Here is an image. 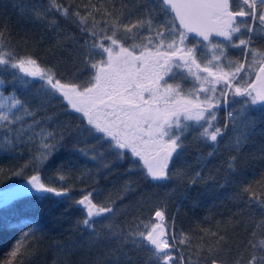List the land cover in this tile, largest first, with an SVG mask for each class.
Masks as SVG:
<instances>
[{
  "label": "snow or ice",
  "instance_id": "obj_1",
  "mask_svg": "<svg viewBox=\"0 0 264 264\" xmlns=\"http://www.w3.org/2000/svg\"><path fill=\"white\" fill-rule=\"evenodd\" d=\"M137 2L144 7L127 19L114 5L111 10L103 9L105 18L96 15L102 11L97 5L83 14L60 0H47L46 6L36 7V18L47 19L53 30L59 31L58 15L83 35L82 41L70 34L57 39L58 46L67 39L78 45L83 77L74 74L63 79L52 68L41 66L33 55H19L5 35L7 28L0 29V74L10 73L13 84L26 91L38 80L35 95L59 100L66 112L80 114L73 135L75 150L101 168L126 163L123 194L134 192L139 181L160 187L177 175L169 173V164L174 155L177 159L183 155L189 132L195 131L214 152L227 139L225 133L231 125L229 147L239 152L257 123L251 116L254 106L259 105L256 110L264 115V51L256 46L258 38L264 41V0ZM157 9L163 13L160 19ZM229 49H239V58H233ZM4 84L0 78V85ZM222 108L227 119L221 126L217 116ZM37 111L15 91L5 95L0 87V150L11 151L20 144L37 146L30 161L11 172L23 176L30 169L32 174L26 176V184L4 193L0 209L22 197H57L74 203L84 213L79 224L87 233V247L99 251L95 264H122L130 259L129 250L144 253V264H199L192 256H199L205 248L210 264H241V258H227L231 249L226 247L225 236L216 232L212 233L216 237L213 243L197 245L186 259L180 246L191 249V237L184 232L177 235L174 221L166 223V206L154 209L147 222L134 217L131 223H120L116 217L122 209H114L110 198L96 201L92 191L82 190L80 198L73 200L70 186L45 183L41 170L64 146L65 135L72 133L48 130L36 118ZM44 120L51 122L52 117ZM236 169L237 156L232 155L227 171ZM58 176L65 180L63 174L58 172ZM203 180L197 171L189 182ZM256 183L264 189V177ZM233 199L242 202L241 210L258 208L264 216V192L258 193L251 184H242ZM22 223L26 230L0 264H24L34 252L30 245L38 228L35 223ZM254 223L257 229L264 227V219ZM250 235L245 245V250L251 249L247 264H264V239L255 240L256 231Z\"/></svg>",
  "mask_w": 264,
  "mask_h": 264
},
{
  "label": "trees",
  "instance_id": "obj_2",
  "mask_svg": "<svg viewBox=\"0 0 264 264\" xmlns=\"http://www.w3.org/2000/svg\"><path fill=\"white\" fill-rule=\"evenodd\" d=\"M65 6H71L82 14L91 7H101L111 10L113 5L117 11L122 10L125 19L134 17L144 3L137 0H60ZM155 3V0H147ZM38 5H47V0H0V29L7 28L5 35L19 55L31 54L37 58L41 66H47L57 72L63 79L73 75L83 77V64L79 55L78 45L72 39L63 40L57 45V39L70 34L75 40H83V35L70 21L57 15L59 31L49 27L47 19H37L35 9ZM163 13L157 9L156 17L160 19ZM51 17L49 16L48 19ZM124 35L123 32L120 33ZM256 46L264 51V41L259 38ZM239 49L229 51L233 58H239ZM80 69V71H77ZM5 80L3 88L5 95L15 91L22 99L29 102L32 109L37 111V119L48 130L62 131L66 134L63 147L54 154L42 170L45 183L54 187L70 186L73 200L79 199L84 192L92 191L93 199L104 201L110 198L115 203L114 209H122L117 215V222L131 223L132 218L140 217L146 222L153 216L154 209L166 206L165 221L173 224L179 235L184 232L190 235L193 247L184 248L187 257L196 252V246L213 243L216 232L226 238V247L231 249L227 258H241V264H247L251 249L245 250V245L256 231L255 240L264 239V227L257 229L255 222L264 219L258 208L242 209V202L233 197L240 190L242 184H251L258 193L264 189L256 183L264 177V115L254 106L251 116L256 119L255 129L248 140L240 147L239 152L229 147L232 128L229 125L225 133L227 139L218 144L213 152V146L198 138L195 131H191L184 138L183 155L177 159L173 157L169 165V173L177 172L173 178L161 182L162 186L139 181L134 192L123 194L122 189L128 179L127 164H113L110 168H101L95 161L83 156L75 150L73 135L78 129L80 121L78 113L65 111V105L59 100H42L35 95L40 81L34 80L35 87L30 86L26 91L17 84H13L10 73L0 74ZM27 79H31L30 77ZM240 99V98H237ZM51 116V122L44 120ZM227 119V113L222 108L217 116V122L222 126ZM30 122V121H29ZM97 150L101 146L90 140ZM82 146V145H80ZM31 144H20L11 151L0 150V192L14 189L26 183V176L31 175L30 169H25V175H11L13 170L23 167L36 152ZM213 152L212 156H208ZM237 156V169L233 173L227 171V161L230 156ZM203 158V159H201ZM199 171L203 181L191 184L189 181ZM58 172L65 176L60 181ZM208 177H212L209 179ZM227 177V183H225ZM224 184L223 187L220 185ZM121 196L123 198H121ZM84 213L71 202H64L63 198L50 197L47 200L22 197L7 209H0V260H3L13 243L26 230L22 222L35 223L38 228L36 236L30 246L34 245V252L24 261V264H95L98 250L90 251L87 247V233L83 231L79 221ZM251 217V218H250ZM14 225V227H10ZM203 238V239H201ZM243 242V243H242ZM114 247V245H112ZM127 261L122 264H144L145 254L129 250ZM199 264H210V257L206 248L199 256H192Z\"/></svg>",
  "mask_w": 264,
  "mask_h": 264
},
{
  "label": "rangeland",
  "instance_id": "obj_3",
  "mask_svg": "<svg viewBox=\"0 0 264 264\" xmlns=\"http://www.w3.org/2000/svg\"><path fill=\"white\" fill-rule=\"evenodd\" d=\"M237 49H229V51H231V52H234V51H236ZM175 156V155H174ZM173 156V157H174ZM170 165V164H169ZM23 184H26V183H23ZM23 184H21V185H23ZM18 187V186H17ZM11 190V189H10ZM10 190H5V191H2V192H0V198H2L3 197V195H4V193H6V192H8V191H10Z\"/></svg>",
  "mask_w": 264,
  "mask_h": 264
},
{
  "label": "water",
  "instance_id": "obj_4",
  "mask_svg": "<svg viewBox=\"0 0 264 264\" xmlns=\"http://www.w3.org/2000/svg\"><path fill=\"white\" fill-rule=\"evenodd\" d=\"M218 39H222V38H218Z\"/></svg>",
  "mask_w": 264,
  "mask_h": 264
}]
</instances>
